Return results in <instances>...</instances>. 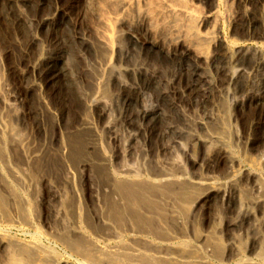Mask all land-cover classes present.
I'll use <instances>...</instances> for the list:
<instances>
[{
	"label": "bare ground",
	"instance_id": "obj_1",
	"mask_svg": "<svg viewBox=\"0 0 264 264\" xmlns=\"http://www.w3.org/2000/svg\"><path fill=\"white\" fill-rule=\"evenodd\" d=\"M29 1L30 0H13L14 3H18V2L27 3ZM99 1L102 2L101 3L102 4V10H103V6H105V8L107 10H109L110 12H112V13L115 12V14H113V15H115V18H116V16H117L116 11L118 10V8L120 6H127L131 3H132V5L137 4V6H138L141 2H144L145 0H81L80 2H82L86 7H88L90 9V11H94V10H92V6L95 7V5L96 6L99 5V4H97ZM154 1H152V2H154ZM180 1L181 0H179V1L178 0H158V1H155V2H160L157 4L161 5L159 7V10L157 8L158 13H156V14L161 13L160 16L162 17L161 22H160V24H161L160 27H162V29L160 27L159 28L161 30H163V32L168 33V34L172 33L174 35L173 32H175L176 37L173 39V36H172V39H173L172 41L175 40L178 42L181 39H183L182 34H184V36L189 34V36H191V38H193L191 40L193 43L188 44V43H184V42L182 43L181 42L178 47L176 46L177 45L176 44L174 47H172L173 50H168V49L162 47L163 45L161 46L158 43H156L157 40L155 42V40H153L154 38L151 39L147 36L146 37L144 36L145 38L142 41L139 40V37L135 34L134 31H131V30L128 31L126 33V36H125L127 38V40L129 41L130 46H132V49L134 51L133 54L136 53L134 55L135 57H133V58L138 57L137 59H139L141 57L140 56L141 54L143 55V57H144V55L145 56L150 55L151 58L156 59V62L159 61V63L161 65H162V63H164V64L166 63V65L163 64V66L165 67L163 69L166 71L169 69L171 71H173L170 74L166 71H163V72L158 71V73L160 72L158 74L155 71V73L152 72L150 74V76H148V78L146 76H143L147 79L146 82L144 81L145 83L144 82L142 83L141 82L142 80L140 81L139 79H137L138 80L137 82L140 81L142 83L141 85H139L136 82V80L134 79L135 81H133V82H135V83H133V85H135V86L133 88L128 87V86H130L129 85L130 83L128 84V86H126V83H125L126 80H124L125 77L126 76L131 77V75L134 74V72H136V73H135V75H133V78H134V76L136 77V74L141 75L142 67L139 66L138 68H136V66H134L136 68V71L131 72L133 70L130 69L129 67H124L121 69L119 67H116L115 64L111 63L107 59L108 55L106 53L107 52L106 48L109 47V43L111 42V44H113L112 40H115V39L121 43V39L123 37L122 38L119 37L118 36L119 33H116L117 37L111 36L110 38H113V39L111 41L108 40V44L106 42L107 41L106 39L104 40L101 38L94 41L95 45L93 44L94 42L92 43V40L90 41L92 43L91 45H90V42L88 43L90 46L94 47V49H95V51H94L95 52V54H94L95 63L93 62V63H90L89 65L87 64L85 66V67H87L86 70H83L84 71V78H86L85 80H87V83L86 84L84 83L85 84L84 86H86L85 88L79 84L77 77H75L74 73H72V70L70 68L71 66L68 67L69 65L68 66L64 65L67 62H65L63 60L64 58L61 56V53H60L61 51L59 52L60 53L59 54L57 49H56L57 54L55 56H53V52H55V51L50 53V56L47 55L46 57H44L41 53L39 55L37 53L38 56L34 59V61L32 59L28 61L27 67H28V69H30L29 71H31L32 73L36 72L38 75H40L41 81L40 80L39 81L42 84H39L38 81H33L32 84H30L28 87L26 86L27 88L23 94L24 100H26L30 94H33L36 96V97L33 96V97H35V99L37 98V104H36L37 108H35V109H38L39 112L42 113L41 115H43V117L46 116L48 118V121L52 124V127L50 125L51 136L48 138V141L52 144H54V143L57 144L58 147L61 145L62 146L60 149L57 148V150H59V151L54 150L53 148H50V147L48 148L47 146H45V147L43 146L44 149L41 147H39L37 149L33 147V150H32L31 149L32 143L30 144L29 139L21 136V135H23V133L20 134V132L15 128L16 126H13V121H12L13 119L12 118L22 117V119H23L24 115L21 114L22 116L19 117V114H20V113H18L19 111L16 112L15 109H13L12 107H10L6 104L3 105V109L5 110L4 118L6 120H5V122L0 120V227L2 225L8 226L10 224H13V223L19 222V221H22L23 224L26 223V225H30V223L28 224V221L30 220L31 215L35 212V211L33 212V210H35V206H36V201H35V199H36L35 194H36V190H37L36 186L38 184V181H40L41 178H44L43 176H41V175H43L42 173L48 172L47 175H44L45 176L44 179H46V180H49L50 178L52 179L53 177H55V174H54L55 169L53 171L50 170L53 168V166L56 165V163H54L52 158H54V160L57 157H62L64 159V157L66 158L67 155H68V157L72 156L75 158H76V156L82 157V156L90 154L91 152L93 153V152H95V151L97 152L99 150V148L96 149L97 147L96 148L94 147L96 144L94 146L92 144L93 141L97 142V140H98L97 135L98 134H95L94 125L92 123V120L89 117L90 108L97 109L99 114L110 117L112 115V112L115 111V110L112 111V109H114V106H115L114 104H118L119 102H122L125 107L129 108L130 111L132 110L134 112V115H133V113L131 111L132 115L136 118L135 122H136V124H138V126L143 124V125H145L146 128L150 129L152 134L153 133L154 134L159 133L162 137L170 138L171 139L170 140L171 145L170 144L169 145L171 148L173 145L181 143L180 140H181V138L183 139L185 137V135L190 136L191 134H194V136L192 137V141H195L197 143L209 142V140L211 138L210 136H208V137L205 136L206 138L209 139V140H207V139L200 138L199 137L200 135L198 133H193V128L194 127L196 128L195 125L198 121L195 122L196 119L192 118L193 116L192 117L189 116L190 118L187 117V114H185L184 110L181 109V108H184V106L183 107L181 106V108L178 107L181 103L179 100H178L179 104L177 106L174 105L177 103V101L174 104H173V100H172V103H170V102H168V103L166 102V103L168 104L169 108L174 107L175 109H177V107H178L179 110L181 111L180 114L176 113V114H178L177 119L178 118H179L178 120L182 119V121L180 120L181 121V123L179 124L180 127L175 125L176 123L178 124V121L176 120L177 121L176 122L175 119H173L175 121V124H174V122L173 123L168 122V124L164 125L163 124L165 122L164 121L165 120L164 113H162L160 108L155 107L153 109V108L145 107L144 105H142V103H141L142 99L140 97L143 94H145V95L148 94L149 92L148 93H146V92L151 91L153 89H155V91L156 90L158 91L162 100H166V98L170 95L174 96L177 93L176 90L183 92L182 89L184 87L182 88L180 85V80H181L183 74H186V76H187V78H185V79H187L188 82H187V85L186 84L185 85L188 87V90L189 91L193 90L190 92L191 94L193 92L196 93V90L198 91L199 89L200 90L202 89L205 94H208L209 92L208 93L205 92V90L208 89L209 91H211V93L213 95L212 91H214V88H217V87H215V85L212 82H210L211 79L210 80L208 79V77H210V75H211L210 74L211 71L209 73L210 75L207 74L208 71L210 70V68L208 69V67H210V66L216 67L218 74L220 73V71H221L222 75L224 74L225 83L228 85V86L224 87L225 89L223 88L224 91H223V93L221 92L222 95L218 94L215 97V100L217 98V101L214 103L212 102V106H214V108L216 110V114H215V116L213 115L214 121L211 118L213 122L211 121V125L209 126V128H208V124H206L207 128H208V132H209V130H210V132H212V134H211L212 138L214 137L213 139L214 140L216 139L215 141H218V143H219V144H217L218 145V151H219L218 153H220V152L221 153H220V155H218L219 157L217 159H222L225 163V170L227 172L226 177H228V178L230 177L228 179V180H230L229 184H231V182L233 183V181L236 182V180L238 179L237 176L240 177L239 178V180H240L241 174H242V175H245L249 181L253 182V185H252L253 187L251 186L252 189L249 190L247 188L248 189L247 190V189H243L242 187H239L240 182L238 180L239 185L235 187L234 186L235 184L234 185L232 184L233 187H235V188L233 189L232 194L231 193L229 194V193L225 192V190H224L225 187H224V189H222L220 186H217L219 184L214 185L212 183L208 184V183L202 182L204 180L201 178L202 179V181H201L200 179H198L199 177L198 178L196 177L195 180L191 179L186 175V173H184L182 171H174L171 168L167 167L165 165L167 163H164V164L161 163L162 165L156 164V165L151 166V165H146V163L144 164L145 161L143 162L144 165L141 167H139L140 164L138 166H137V164H134V166L136 165V167H134L133 165H129V164L125 163L116 171L106 172V174L104 176L105 178L103 177V179H104L103 182L101 184H99V186L96 185L93 188V190L90 189V191L85 190V189L79 190L78 188H76L77 185L76 186L71 185V182H69V180H67V177H66V181H68V183H70L71 188L68 189L69 191H65L64 195L55 196L58 198H57V202L55 201V203L53 205L52 210H54V211H52V213H54V214L52 215V219H50V217H49V220H48V222L51 220V227H50L51 230L49 232L46 231L47 233L46 234L44 233V234L46 235V238H48V240L51 241L52 246H53V244L55 246L60 245L67 252H69L68 255H71L74 257L75 261H65L64 259L59 260L57 258L59 255L57 256L54 248L52 246H49V245H44L39 238L33 237L31 241H28L26 243H24V242L18 243L19 242L18 240H17V242H15L16 239H15V241H13L14 239L11 240L10 237L8 238L7 235L4 234V232L3 233L1 232L2 229H0V249H5V250L8 249L9 250V254L6 255V257L8 256L9 260L11 259V261L14 264H264V232L261 231L259 233H257V232L255 233L258 235L259 238L253 237L255 239L254 242H252V241H251L252 243L249 242L251 244H249V246H248L249 249L247 247L248 252H247V250H245L248 253V256L243 255V252H245V251H243V248H246V246L243 244V241L241 240L242 238H240L234 234L236 230L240 229L242 224H244L245 222L247 223V220H248L249 225H250V221H251L250 217L252 215V209L253 208H254V210H255V208H258L259 211H260L259 208L261 206L263 208V206H264V177H262L260 174V172L262 171V170L260 171V168L262 166L259 168L260 164L256 163L258 160H256V162H252L251 166L247 164V166H250L251 168L248 170H245L246 172H244V173L241 170L239 171V168L238 169L234 168V166L236 164L239 165L242 162V160L240 158L241 154H240V157H238V156H236V154L234 152V150H236V149H234L233 144L231 142L233 140V138H231V141L229 139L228 126L230 127V129L232 128L231 127L232 125L230 124L231 122L230 123L228 122L230 119L229 109L231 107L229 108V104L227 103L226 99L223 97V96H229V95L234 97L235 94L239 90H241L242 87L244 86L243 85L244 83H240L239 77L244 75L246 72L245 71H244L245 73L242 72L243 69L241 66H240L241 67L240 69H236V68H238L237 64L242 65L241 64L242 60L244 63V58L243 59L241 58L242 60L239 59V57H240V55H242V53H244V55H246L248 53V56L253 55V56L258 57V59H259V60L257 59L258 60L257 65L259 64L258 67H261V65L264 67V57L260 54V51H259L260 49H257L256 47H254V49H252V51H251V49H249L248 46L243 47L237 43H235L232 46L228 42L225 41L226 38H221V36L219 35V31H220V25H219L220 23L218 24L219 19H218V21L216 20L217 24L214 23L216 25V27L214 26L215 28H213L214 31L213 30H211L212 32L206 31L205 34L204 33L201 34V32L199 33V31H198L199 34L196 33V31L198 29L195 30V28H197L195 23H197V21H198V23H205L207 20L209 21L210 20L209 18H211V17L209 14L203 15L205 17L201 16L200 18H198V16H194L192 14L193 13L192 8H191V10H192V12H191V10L189 9L190 7L186 6L187 4H185V3L184 4L179 3ZM213 1H216V0H213ZM217 1H219V0H217ZM237 1H240V0H237ZM48 2H49V5H47V7H48L47 12H45V14L40 17L39 21L37 22L38 27L40 29H49L50 30L49 31L50 37H51L50 39L53 40V43L55 45H60V43L62 42L64 44H66L67 46L68 45L71 46L72 44H74L76 42V40L77 41L80 40L82 42L86 35L83 34L84 35V37H83V36L77 34L72 29H68V32L72 31V36L70 37L69 40H67L65 38L66 36L65 37L62 36L63 37L62 38L61 36H59L60 33L58 34L59 29L62 30V33H63V29L66 31L65 26L67 25V20L70 19V15H71V14L69 15L68 9L71 10L74 7H76L77 4L75 5V3H77V0H70V2L66 5V8L64 7L65 4L64 5L62 4L63 7L60 6L59 0H36L35 3H37L36 6H38V7L42 6L43 7ZM150 2H151V0H150ZM150 2L148 0V4ZM241 2H242V0H241ZM30 4L31 3L29 2V5ZM159 5H156V6L158 7ZM262 6H264V4H262ZM151 7L153 8V10L155 9L153 6H151ZM254 7H255V5H254ZM75 9H77V8H75ZM227 9H229V8H227ZM155 10L153 11V13L157 11V10L156 11ZM28 12H29V9H28ZM107 12L108 11H106V13ZM260 12H261V10H260ZM248 13H249V11H248ZM252 13H253V11H252ZM102 14H104L103 11H102ZM239 14H241V13L239 12ZM106 15H104V16H106ZM109 15H110V13H109ZM242 15H241V17H242ZM246 15L247 14H245V17H246ZM84 16H85V14H84ZM261 16H260V18H261ZM156 17H158V16L155 15V19H156ZM212 17H214V15ZM232 17H234V16L232 15ZM238 17L240 18L239 15H238ZM115 18H111V19L119 21V20H117V18L116 19ZM140 18H142V17H140ZM215 18L216 17H214V19ZM243 18H242V20H240V19H238V21L236 20V22H235V20L234 21L232 20V22H234V24L238 25V26L241 24L240 27L242 28V30H245V29L249 30L250 29V31H252L251 30V28H252L251 22L248 21V20L251 21V19L245 20L243 22V20L246 19L247 17L244 19ZM223 19H221V21H223ZM105 20H107V19H105ZM106 23H110V22H108V20H107ZM156 23H159V22H156ZM258 23H259V20H258ZM254 24H256V23H254ZM157 25L159 26V24H157ZM259 25L261 26V30L258 28L259 30H257V31H259L260 33L259 34L257 33V34L262 36V35H264V20H262V21L260 20ZM256 26H258V25H256ZM198 27H199V25H198ZM161 30H159L160 36L162 33ZM257 31H255V32H257ZM241 32H243V31H241ZM253 32H254V30H253ZM111 33H113V32H111ZM238 33H236V34H238ZM69 34H67V35H69ZM242 34H244V32L241 33V35ZM147 35H149V34H147ZM164 36H165V34H164ZM241 37H243V36H241ZM124 38H123V40H124ZM165 38H166V36H165ZM168 38H169V36H168ZM185 38H186V36H185ZM85 40L87 41L86 38H85ZM188 40H186V41H188ZM58 41H61V42H58ZM69 41H71V43H68ZM80 41H79V45H80ZM161 41H163V40H161ZM32 42L34 44L37 43L35 37H33ZM200 42H202V44H203V42L205 44L207 42V43L211 44V45L208 44L209 46H213V48L211 47V49H213L214 52L212 53L211 56L205 58V57H202L198 52H196L194 45H196V43H200ZM62 43H61V45H62ZM83 43H85V42H83ZM231 43H232V41H231ZM127 44H128V42H127ZM163 44H164V42H163ZM208 45H207V47H208ZM70 46H68V47H70ZM118 46H120V45H118ZM92 47H91V49H92ZM202 47H205V46H200V49L203 51ZM59 48H61V47L59 46ZM111 48L113 50L112 45H111ZM111 48H108V50ZM125 49H126V47H125ZM127 49H128V46H127ZM169 49H170V47H169ZM82 50H83V48H82ZM122 50H123V48L122 49L119 48V53L121 52L120 53L121 55L123 53ZM248 50L252 54L249 55V52H247ZM62 51L64 53L66 50L64 49ZM79 52L80 51H78V53ZM124 52L125 53H123V55L127 57L129 52L127 50H124ZM108 53L110 54V52H108ZM80 54H81V52H80ZM91 55H93V54L91 53ZM100 56H103V58H104L103 68L101 66V62H100L101 57ZM150 56H148V57H150ZM143 57H141V58H143ZM246 57H247V55H246ZM71 58H72V56L70 57V60H71ZM94 58H93V60H94ZM98 59H99V62H97ZM221 61H223L222 62L223 65L220 64ZM83 62H84V60H83ZM86 62H87V60H86ZM96 62H97V64H96ZM148 62H149V60H148ZM150 62H151V60H150ZM152 62L154 64V60ZM248 62H251V60L249 59ZM202 63H204V65H203L204 68L201 66ZM133 64H134V62H133ZM133 64H132V66H133ZM145 64L148 65L147 62ZM249 64L250 63H248V65ZM251 64L254 65L255 63L251 62ZM246 65H247V63H246ZM149 66H151V65L149 64ZM205 66H206V69H205ZM254 66H256V65H254ZM151 68H152V66L150 67V70H151ZM155 68H157V67L155 66ZM159 68L160 67H158V69ZM39 69H41V70H39ZM250 69H251V67H250ZM259 69H261V68H259ZM254 70H253V72L258 71V70L257 71H254ZM242 73H244V74H242ZM218 74L216 73V75H218ZM147 75H148V73H147ZM112 76H115L117 78V83L119 84V88L125 89V91H126L125 93L122 94V92H120V93L112 94L109 91L110 89L108 86H110L111 84L108 85L109 84L108 80L110 81ZM245 76H246V74H245ZM261 76L264 77V75H261ZM184 77H185V75H184ZM256 77H257V75H256ZM258 77H259V75H258ZM246 78H247V76H246ZM78 79L80 80V78H78ZM185 79H183V80H185ZM217 79L218 78H216V80ZM241 79H242V77H241ZM250 79L251 78H249V80ZM253 79L256 80L254 78V76L252 75V80ZM245 80H248V78ZM62 82H64V84L66 83L67 85H69V88L70 87L73 88L76 97L82 102V108H83L82 109L83 113H82L81 117L79 118L80 121L77 122V124L74 126V129L72 128L75 131L72 133L67 132L64 135H62L63 133L61 134L62 130L60 129L61 125L58 122L59 119L56 116L57 114L55 115V113L50 111V109L48 108L47 101L45 99L46 97H44V89L45 88H43V87H47L48 85L49 86L50 85L51 86H57V88H58L57 90L59 92H61L60 89H62V88L59 89V84H61ZM113 82H115V80ZM176 82H177V84L179 83L178 84L179 86L176 84V87H175ZM219 82H221V80ZM163 83H164V87L161 86V87H163V88H161L160 85H163ZM131 84H132V82H131ZM136 84L138 86H136ZM221 85H223V83ZM231 85L233 86V88ZM249 85H251V84H249ZM202 86H204V88H202ZM205 86L207 88H205ZM230 86L232 89L230 88ZM218 87H220V86H218ZM180 88H181V90H180ZM250 88H251V86H250ZM253 88L254 87L252 86V89ZM52 89H53V87H52ZM185 89H187V88H185ZM188 90H186V92ZM37 91H38V93H37ZM65 92H66V90H65ZM248 92H250V90ZM61 93H60V95H62ZM187 94H188V92H187ZM254 94H255V92H254ZM254 94L249 95L250 97H248L245 100L241 99V101H240L238 99H235L234 102H232V103H234L233 104L234 109H233V107L231 109H233V110H237L235 108H238V109L241 108L242 109V107L244 108L245 104H248V105L251 104V106H254V107L258 106V108L260 107L264 111V97L261 95H256V94L254 95ZM247 95H248V93H247ZM56 96H57V94H56ZM156 96H154V97H156ZM173 96H171V97H173ZM175 96L177 97V95H175ZM209 97H211V95ZM229 99L231 100L230 97H229ZM206 101H207V99H206ZM208 101H210V100H208ZM197 103L200 104V102H197ZM181 105H182V103H181ZM202 106H204V104H202L201 107ZM206 106L209 107L208 105H206ZM191 107H192V105H191ZM214 108L212 107V109H214ZM115 109L117 110L118 108H115ZM171 109H173V108H171ZM52 110H54V109H52ZM166 110L168 111V109H166ZM173 110H171V111L173 112ZM215 110H214V112H215ZM130 111L128 112L129 114H130ZM163 111H164V109H163ZM171 111L169 110L170 113L167 112L168 114H170V116L172 115ZM250 111H252V110H250ZM263 111H262V113H263ZM39 112H38V114H39ZM174 113H175V111H174ZM174 113H173V115H174ZM206 113H208V112L206 111ZM232 113L233 112H231V115H233ZM36 114H37V112H36ZM209 114L210 113H208V115ZM211 115H212V113H211ZM262 115H264V114H262ZM37 116H39V115H37ZM118 116H120V115L118 114ZM170 116H168V117H170ZM172 117L175 118L176 116H172ZM25 118H26V115L24 116V119ZM166 118H167V116H166ZM110 119L107 122L108 124L106 125L107 129H109L110 125H112V123H110L111 121H113V122L118 121V120H114V119H111V121H110ZM193 119H194V121H193ZM211 119H209V120H211ZM17 121L18 120H16L15 124H18ZM42 121H44V120H42ZM42 121H41V123H42ZM125 121H131L130 117L127 116ZM252 121H253V119H252ZM123 122L124 121H122V123ZM41 123L40 122H38V124L36 123V126L38 128H40L39 124H40V126H42V124H44V123H42V124ZM158 123L161 126L164 125L163 127H161L159 129V130H161V132L156 130V125L158 126ZM254 123H255V121H254ZM45 124H47V123H45ZM126 124H127V122H126ZM136 124L134 123V125H136ZM228 124H230V125H228ZM131 125H132V123H131ZM134 125H133V127H134ZM202 125L200 124L198 126L202 127ZM254 125H258V124H256V123L253 124V127H254ZM253 127L251 125V129ZM55 128L60 133L58 136L55 134V132L53 130ZM204 128H206V126ZM68 129H69V127H68ZM46 132H47V129H46V125H45L44 133H46ZM233 132H234V130H233ZM44 133H43V135H44ZM231 133H230V135H231ZM195 134H198V137H197V135L195 136ZM151 136H153V135H151ZM232 137H233V135H232ZM158 138H159V136H158ZM188 139L186 138V140H188ZM214 140H211V141H214ZM189 142H190V140H189ZM235 142H237V141H235ZM191 143H193V142H191ZM194 143H193V145H195ZM233 143H234V141H233ZM190 144H188V145H190ZM30 145H31V147H30ZM184 145H185V143H184ZM176 146H178V145H176ZM192 146H191V148H192ZM205 146H206V144H205ZM208 146H210L211 149H213L210 144H208ZM208 146H206V147H208ZM170 147L168 146L167 148H165V150L170 149ZM175 147L173 146V148H175ZM184 147H186V145ZM210 147H208V148H210ZM205 149H207V148H205ZM214 150H216V149L214 148ZM182 151H184V150H182ZM205 151H207V150H205ZM143 152H145V151H143ZM164 152H166V151H164ZM185 152L187 153L186 149H185ZM207 152H210V150H208ZM213 152L214 151L212 150L208 155H210ZM262 152H264V151L262 150ZM146 153H148V152H146ZM208 155H207V157H208ZM213 156H215V154ZM213 156L211 154V157H213ZM209 157H208V159H209ZM97 158L100 159L98 156H97ZM213 159H215V157ZM50 161H52V162H50ZM71 161H72V159H71ZM73 161H76V160H73ZM91 161H92V158H91ZM107 161H108V159H107ZM131 161H133V160H131ZM89 162L90 161H88V163ZM92 162H94V161H92ZM96 163L97 162H94V164H96ZM260 163H262V162H260ZM141 164H142V162H141ZM39 171H40V173L42 171L43 172L41 173V175L39 174L40 176L38 177L37 174ZM51 171L54 172L53 177H51V175H52V173L50 174ZM35 172H36V174H35ZM38 178H39V180H38ZM72 178H74V177H72ZM243 178L244 177L242 176V179ZM51 179H50V181H51ZM233 179H236V180H233ZM72 180H74V179H72ZM50 181H49V183H50ZM47 182H46V184H47ZM227 182L228 181H226V183ZM236 185H237V183H236ZM86 194H87V197L89 198L88 201L86 198ZM76 196L81 197V198H76ZM217 200H219L222 205L225 204L227 211H229L231 214H235L234 216L236 218H233V216H232V218H230V221L227 220V223L223 226V228L220 227L221 216H220V218L216 217V218L210 219L211 222L205 221V220H202V222L197 221L196 216L199 214L198 213L200 211L199 207L203 204L206 205L208 203V205H209L211 202L215 203ZM215 210H214V213L216 212ZM217 210H218V208H217ZM215 214H217V213H215ZM32 219L33 218H31L30 221H32ZM222 220H223V218H222ZM245 225H247V224H245ZM202 226H204V227L206 226L205 229H203ZM222 229H224V231L228 235L227 239L229 241L226 240L225 242H223L221 240L222 238H220V236L218 235L219 231L221 232ZM40 231H42V230H40ZM258 231H260V230H258ZM255 234H251V235L254 236ZM39 235H41V234L39 233ZM257 235H255V236H257ZM38 237H41V236H38ZM251 239H252V237H251ZM43 240H44V238H43ZM243 246H245V247H243ZM11 261H10V263L13 264Z\"/></svg>",
	"mask_w": 264,
	"mask_h": 264
},
{
	"label": "rangeland",
	"instance_id": "obj_2",
	"mask_svg": "<svg viewBox=\"0 0 264 264\" xmlns=\"http://www.w3.org/2000/svg\"><path fill=\"white\" fill-rule=\"evenodd\" d=\"M80 1L81 0H77V3H75V5L77 4L76 7H74L71 10L68 9L69 11L67 10L69 12V15L70 14L71 15H70V19L67 20V25H66L67 27L65 26L66 31L63 29V33H62V30L59 29L58 34L60 33L59 36H61V37L66 36L65 38L67 40H69L70 37L72 36V31L68 32V29H72L77 34H79L83 37H84V35H86L84 37V40L86 38L88 42L86 40L85 41L83 40L82 42L80 40H78V41L76 40V42L74 44H72L71 46L68 45V46H70V47H68L66 44L62 43L61 41H58V42H61L62 45H61V43H60V45H55L53 43V40L50 39L51 38L50 33H49L50 30L49 29H40L37 25V22L39 21L40 17L43 16L45 14V12H47V8H48L47 5H49V2L46 3L45 6H43V7L42 6L38 7V6H36L37 3H35L36 0H30L29 1L31 3L30 5H29V2H27V3H24V2L14 3L13 0H0V113H1L0 114V120L4 121V122L6 120L4 118V113H5V110L3 109L4 104L12 107L13 109H15L16 112L19 111L18 112V113H20L19 117L22 116L21 114H23L24 116L26 115V118H25L26 120L24 119V116H23V119H22V117L12 118L13 119L12 121H13V126H16L15 128L20 132V134L23 133V135H21V136L29 139L30 144L32 143L31 144L32 150H33V147L36 149L39 147L44 149L45 146H47L48 148L50 147V148H53L54 150H57V148L60 149L62 145L58 147L57 144H55V143L52 144L48 141V138L51 136V131H50L51 129L50 128L52 127V124L48 121V118L46 116L43 117V115H41L42 113H40L38 109H35V108H37V106H36L37 98L35 99L36 96L33 94H30L27 97V99L24 100V95H23L24 91L26 90V88L30 84H32L33 81H38L39 84H42L40 82L41 76L38 75L36 72L32 73L31 71H29L30 69H28V67H27L29 60L32 59L34 61V59L40 53L44 57H46L47 55L50 56V53L55 51V52H53V56H55L57 54V51H56V49H57L58 53L61 51L60 53H61V56L64 58L63 60L68 63V64L65 63L64 65H66V66L69 65L68 67L71 66L70 68L72 70V73H74V76L77 77L79 84L85 88L86 86H84V85L87 83V80H85L86 78H84V71L83 70H86L87 67H85V66L87 64L89 65L90 63H93V62L95 63V58H94L95 49H94V47H92L90 45L95 40H97L99 38L104 39V40L106 39L107 40L106 42L108 44V40L111 41L113 39V38H110L111 36L117 37L116 33H119L118 36L121 38L122 37L124 38L126 36V33L131 30V31L135 32V34L139 37V40L142 41L146 36L151 38V39L154 38L153 40H155V42L157 40L156 43H158L161 46L163 45L162 47H164L168 50H173L172 47H174L176 44H177L176 46L178 47L181 42L182 43L183 42L188 43V44L193 43L191 41L193 38H191V36H189V34L185 35L186 38H185L184 34H182L183 39H181L180 41L177 42L175 40L172 41L176 37L175 32H173L174 33V35H173L172 33L168 34V33L163 32V30H161L162 29V27H160V25H161L160 22H161V18H162L160 16L161 13L156 14V13H158L159 7L161 6V5L157 4L160 2H155L158 0H155V1L151 0V2L149 0V2H150L149 4H148V0H145L144 2H141L138 6H137V4L132 5V3L127 5V6H120L118 8V10L116 11V13H117L116 18L119 21L111 19V18H115V15H113V14H115V12H113V13L110 12L109 10H107L105 8V6H103V10H102V4H101L102 2L99 1L97 3L99 5H97V6L95 5V7L92 6V10H94V11H90V9L88 7H86ZM152 1H154L155 3ZM181 1L179 3L187 4L186 6L190 7L189 8L190 10L192 8V10H193L192 14L194 16H198V18H200L203 15L209 14L211 17V18H209L210 20L209 21L207 20L205 23H198V21H197L198 24L195 23L196 27H197V28H195V30L198 29L196 31V33H198V31H199V33L201 32V34H203V33L205 34L206 31L207 32L211 31V30L214 31L213 28H215L216 27L215 24H217L216 20L218 21V19H219V21H218V24L220 23L219 24L220 25L219 35L221 36V38H226L225 41L228 42L232 46L235 43H237L243 47L248 46L249 49H251V51H252V49H254V47H256L257 49H260L259 50L260 54L264 57V35H262V36L258 35L260 32L257 31L259 29L261 30V26L259 25L260 20L261 21L264 20V12H263L264 6H262V4H264V2H263L264 0H242V2H241V0L240 1H237V0H219V1H217V0L216 1H213V0H183L182 2ZM69 2H70V0H59L60 6L63 7V5L65 4L64 5L65 8ZM156 5H159V6L157 7ZM254 5H255V7H254ZM151 6H153L156 10L158 8V10L156 11L154 9L156 12L153 13L154 10ZM226 7L229 9H227ZM75 8H77V9H75ZM28 9H29V12H28ZM192 10H191V12H192ZM260 10H261V12H260ZM102 11L104 14H102ZM106 11H108V12L106 13ZM248 11H249V13H248ZM252 11H253V13H252ZM239 12L241 14H239ZM109 13H110V15H109ZM84 14H85V16H84ZM245 14H247L246 15L247 18L245 17ZM104 15H106V16H104ZM155 15L158 16V17H156V19H155ZM213 15H214V17H216L215 19H214V17H212ZM232 15L234 17H232ZM238 15L240 16V18L238 17ZM241 15H242V17H241ZM260 16H261V18H260ZM140 17H142V18H140ZM203 17H205V16H203ZM243 17L246 19H244ZM104 18L107 19L108 22H110V23H106L107 20H105ZM220 18L221 19L224 18L223 21H221ZM242 18L244 19L243 22L245 20L251 19V21L250 20H248V21L251 22L252 28L251 27L250 28L252 31H250V29L249 30L245 29L247 31L246 32L245 30H242V28L240 27L241 24L238 26V25H235L234 22H232V20L233 21L235 20V22H236V20L237 21H238V19L242 20ZM258 20H259V23H258ZM155 21L159 22V23H156ZM254 23H256V24H254ZM157 24H159V26ZM198 25H199V27H198ZM256 25H258V26H256ZM159 30H161V32L163 33V34L161 33V36H160ZM253 30H254V32H253ZM241 31H243L245 35L244 34L241 35V33H243ZM255 31H257V32H255ZM111 32H113V33H111ZM236 33H238V34H236ZM67 34H69V35H67ZM147 34H149L150 36ZM164 34H165L166 38H165ZM168 36H169V38H168ZM172 36H173V39H172ZM241 36H243V37H241ZM33 37H35L36 42H37L35 44L32 42ZM123 38L121 39V43L123 42L122 44L120 42H118L116 39H115L116 41L112 40L113 44H111V42H110L109 47L108 46L107 47L111 48V45H112L113 50H112V48L109 50H108V48H106V51H107L106 53L108 55L107 59L111 63L115 64L116 67H119L121 69L124 67H129L130 69L133 70L131 72H134V71H136V68H138L139 66L142 67L141 75L136 74V77L134 76V78H133V75H135V73H136V72H134V74L131 75L132 78L130 76L125 77L124 80H126L125 81L126 86H128V84L130 83L129 84L130 86H128V87L133 88L135 86V85H133V83H135L133 81L136 80V82H137L138 81L137 79H139L140 81L142 80L141 82L143 83L144 81L145 82L147 81V79L143 76H146L148 78V76H150V74L152 72L155 73V71H156V73H158V71H160V72L166 71L163 69V68H165L163 66L164 63H162V65H161L159 63V61L156 62V59L151 58L150 55H147V56L144 55V57H145L144 58L143 55L141 54L140 56L143 58H141L140 56H139L140 57L139 59H137L138 57L133 58V57H135L134 55L136 53L133 54L134 51L132 49V46H130V43L127 40V38L125 37L126 39L124 38V40H123ZM91 40H92V43L90 42ZM161 40H163V41H161ZM186 40H188V41H186ZM79 41H80V45H79ZM231 41H232V43H231ZM83 42H85V43H83ZM89 42H90V45L88 44ZM127 42H128V44H127ZM163 42H164V44H163ZM68 43H71V41H69ZM93 44L95 45V42ZM117 44L120 46H118ZM204 44H205L204 42H203V44H202V42L196 43L197 46L194 45V47H195L196 52H198L202 57L206 58V57L211 56L214 51H213V49H211V47L213 48V46H209V45H211L210 43L206 42V44L205 45ZM207 45H208V47H207ZM59 46L62 49L59 48ZM127 46H128V49H127ZM200 46H205V47H202L203 51L200 49ZM91 47H92V49H91ZM125 47H126V49H125ZM169 47H170V49H169ZM82 48H83V50H82ZM119 48L120 49L123 48V50H122L123 53H125L124 50H127L130 55L128 54V56L126 57L122 53V55L125 57L124 58L120 54L121 52L119 53ZM64 49L66 51L63 53L62 50H64ZM78 51H80L81 54H80V52L78 53ZM108 52H110V54ZM247 52H249V55L252 54V53H250L249 50ZM37 53H38V55H37ZM91 53L93 55H91ZM242 55H240L239 59L244 58V63H243L242 59H241L242 61L240 60L241 64L243 66L237 64L238 68H236V69H240L242 67V69H243L242 72H244V71L246 72V73L245 72L244 73L246 74L248 80H245L247 78H246L245 74L242 73L244 75L239 77L240 83H244L243 84L244 86L242 87V89L239 90L235 94L234 97L231 95L223 96L226 99L227 103L229 104V108L230 107L232 108L234 106L233 105L234 103H232V102H234L235 99H238L240 101H241V99L245 100L248 97H250L249 95L254 94V92L256 95H261L264 97V80H263L264 77L261 76V75H264V67L262 65H261V67H258V65H259V64L257 65V61L259 60L258 57L253 56V55L248 56V53L246 54L247 57H246V55H244V53H242ZM71 56H72V58L70 60ZM148 56H150V57H148ZM100 57H101V59H100L101 66L103 68L104 58H103V56H100ZM93 58H94V60H93ZM247 59L248 60L250 59L251 62L255 63L254 65H256V66L251 64V62H248ZM83 60H84V62H83ZM86 60H87V62H86ZM148 60H149V62H148ZM150 60H151V62H150ZM153 60H154V64L152 62ZM97 62H99V59ZM97 62H96V64H97ZM133 62H134V64H133ZM146 62L148 63V65L145 64ZM222 62L223 61H221L220 64H222ZM245 62L247 63V65ZM248 63H250V64L248 65ZM132 64H133V66H132ZM149 64L152 66V68H151L152 71L150 70L151 66H149ZM164 65H166V63ZM203 65H204V63L201 64V66L204 68ZM134 66H136V68ZM155 66L157 68H155ZM158 67H160V68L158 69ZM250 67H251V69H250ZM209 68H210V70L209 71L207 70L208 71L207 74L208 75L211 74V75H210V77H208V79L209 80L211 79L210 82H212L215 85V87L218 88V89L214 88V91H212L213 95H212L211 91H209L208 89L207 90L204 89L205 92H207V93L209 92L208 94H205L202 89L201 90L199 89L198 91L196 90V93L193 92L191 94L190 92L193 90H190V91L188 90V87L186 86L188 80L185 79V78H187V76H186V74H183L182 78H181L182 81L180 80L181 87L182 88L184 87L182 89L183 92L176 90L177 93L175 95H177V97L175 95L174 96L170 95L166 98V100H162L158 91L157 90L155 91V89H153L151 91H147L146 93L149 92L148 94H146V95L143 94L140 97L142 99L141 100L142 105H144L147 108H153V109L155 107L160 108L162 113H164V118H165V120H164L165 122L163 124L164 125L168 124V122H172V123L174 122V124H175V121L177 120L178 124L176 123L175 125L178 127H180L179 124L181 123L182 119H180L181 121L178 120L179 119V118L177 119L178 114H176V113L180 114L181 111L179 110V108H181V106L182 107L184 106V108H181V109L184 110L185 114H187V117L193 116L192 118L196 119L195 122L198 121L195 125L196 128L195 127L193 128V133H198L200 135L199 136L200 138L209 140L205 136H207V137L210 136L212 138V136H211L212 132H210V130L208 132V128L211 125L212 119L214 121V116L216 114V110H215L214 106H212V102L213 103L216 102L217 98L215 100V97L218 94H221V92L223 93V91L225 89L224 87L228 86L225 83L224 74L222 75L221 71L218 74L216 67L210 66V67H208V69ZM259 68H261V69H259ZM205 69H206V66H205ZM39 70H41V69H39ZM253 70L254 71L258 70V71L253 72ZM210 71H211V73H210ZM166 72H168L170 74L173 71H171L169 69ZM147 73H148V75H147ZM216 73L220 77L218 75H216ZM184 75H185V77H184ZM252 75L256 79V80L253 79L255 82L252 80ZM256 75H257V77H256ZM258 75H259V77H258ZM241 77H242V79H241ZM78 78H80V80ZM216 78H218L219 80L218 79L216 80ZM249 78H251V79L249 80ZM111 79H110V81L108 80V83H109L108 85L111 84L108 87L110 89L109 91L112 94L120 93V92H122V94H123L126 92L125 89L119 88V84L117 83V78L115 76H112ZM183 79H185V80H183ZM114 80H115V82H113ZM220 80L223 83V85H221L222 83L219 82ZM131 82H132V84H131ZM139 82H137V83L139 85H141L142 83L141 82L139 83ZM247 82L251 85H249ZM65 84H64V82L59 84V89L62 88V89H60V91L62 93L57 90L58 89L57 86H51V85L49 86L48 85L47 87H43V88H45L44 89V97H46L45 99L47 101L48 108L50 109V111L55 113V115L57 114L56 116L59 119L58 122L61 125L60 129L62 130V132H61V134L63 133L62 135H64L67 132L72 133L75 131V130H73L74 126L77 124L78 121H80L79 118L81 117V115L83 113L82 102L76 97L73 88L72 87L69 88V85H67V84L65 85ZM176 84H177V82L175 83V87H176ZM136 86H138V85L136 84ZM161 86L164 87V83H163V85H160V87ZM218 86H220V87L222 86V87L220 88ZM231 86H230V88H231ZM250 86H251V88H250ZM252 86L254 87L253 89H252ZM52 87H53V89H52ZM163 87H161V88H163ZM185 88H187V89H185ZM202 88H204V86H202ZM205 88H207V87L205 86ZM232 88H233V86H232ZM65 90H66V92H65ZM180 90H181V88H180ZM186 90H188L187 91L188 94H187ZM249 90H250V92H248ZM37 93H38V91H37ZM60 93L63 96L60 95ZM247 93H248V95H247ZM56 94H57V96H56ZM210 95H211V97H209ZM33 96H35V97H33ZM154 96H156V97H154ZM171 96H173V97H171ZM229 97L231 98V100L229 99ZM206 99H207V101H206ZM172 100H173V104L176 103V101H177V103L174 104L175 106H177L179 104V101L182 103V105L180 103V105L178 106L179 108L177 107V109H175L174 107L169 108L167 103L168 102L172 103ZM208 100H210V101H208ZM197 102H200L201 105L204 104L205 107L204 106L201 107V105ZM190 104L192 105V107ZM114 105L115 106H114V109H112V111L115 110L116 112L113 111L112 115L110 117L99 114L97 109L90 108V110H89V117L92 120V123L94 125L95 134H98L97 135L98 136V140H97L98 143L96 141L95 142L93 141L94 143L92 142V144H93V146L96 144L94 147L95 148L97 147L96 149L99 148V150H98L99 152L98 151L97 152L95 151L93 153L91 152L90 154L82 156V157L76 156V158L72 157V156L68 157V155L66 157L67 159L65 157H64V159L62 157H57V158H55V160H54V158H52L54 163H56V165L53 166V168L50 170L53 171L55 169L56 171L54 170L55 173L51 171L50 174L52 173L51 177H53L55 174V177H53L52 179L50 178L51 179V181H50V179L49 180L44 179L45 178L44 175H47L48 172H45L46 173L45 174V173H42L43 172L42 171L41 173L43 175H41V173L39 171L37 174L38 177L41 175L44 178L40 177L41 179H40V181H38V184L36 186L37 187V190H36L37 195L35 194L36 206H35V210H33V212L34 211L35 212L30 217V220H31V218H33L32 221H30V220L28 221V224L30 223V225H26L25 222H24L25 224H23L22 221L15 222V223L10 224L8 226L2 225L0 227V229H2L1 230L2 233L4 232V234L7 235L8 238L10 237L11 240L14 239L13 241H15V239H16L15 242H17V240H18L19 241L18 243H23V242L26 243L28 241H31L33 237H36V238H39L44 245L52 246L51 241H49L48 238H46L45 234L51 230L50 229L51 220L49 222H48V220H49V217H50V219H52V215L54 214V213H52V211H54L52 209H53V205H54L55 201L57 202V198H58L55 196L64 195L65 191H69L68 189L71 188L70 183H68V181H66V177H67V180H69V182H71V185H73V186L77 185L76 188H78L79 190L85 189V190L90 191V189L93 190V188L96 185L99 186V184H101L103 182V180H104L103 177L105 176L106 172L116 171L125 163H127L129 165H133V166H134V164H137V166L140 164L139 167L143 166L145 163H146V165H151V166L156 165V164L162 165L164 163H167V164H165L167 167L171 168L174 171H182V172L186 173V175L191 179L195 180L196 177L197 178L199 177L198 179H200L201 181H202V179L204 180L202 182H205L208 184L212 183L214 185L219 184L217 186H220L222 189H224V187H225V189H224L225 192H227L229 194L230 193L232 194L233 189L236 186H238L239 184H240L239 187H242L243 189H247V188L249 190L252 189L253 182L249 181L246 178V176L242 175V174H241V179H242V176L245 179L243 178L242 180L241 179L239 180L240 177L236 175L238 177V179L237 180L233 179V180H236V182L233 181V183L231 182V184H229L230 180H228V179L230 177L229 178L226 177L227 172L225 170V163L222 159H217L219 157L218 155H220L221 152L218 153L219 151H218V145L217 144H219V143H218V141H215L216 139L215 140L213 139L214 137L212 139L209 137L210 138L209 142H207V143L204 142L206 144V146H208V144H210L213 149H211L210 146H208L210 148L206 147L204 143H197L195 141H192V137L194 136V134H191L190 136L187 135L188 137L185 135V137L187 139L189 138L188 140H186L185 137L183 139L181 138V140H180L181 143L175 144V145H173L174 147L176 145H178V146H176L175 148H173V146H172V148H171L170 147V145H171V141H170L171 139L170 138L162 137L159 133H156V134L153 133L152 134L150 129L146 128L145 125H143V124L138 126V124H136V122H135L136 118L133 116L134 112L131 110L133 113V115H132L129 108L125 107L122 102H119L118 104H114ZM206 105H208L209 107H207ZM212 107L214 109H212ZM115 108H118V109L116 110ZM165 108L168 109V111ZM171 108H173L174 110ZM231 108L229 109L230 119L228 122L229 123L231 122L230 124L232 125L231 126L232 128L230 129V127L228 126L229 139L231 141V138H233V140L231 142L233 144L234 149H236V150H234V152H235L236 156H238V157H240V154H241L240 158L242 160V162L239 165L236 164L234 166V168L235 169L239 168V171L241 170L244 173V172H246L245 170H248L251 168L250 166H251L252 162H256V160H258L256 163L260 164L259 168L262 166L260 168V171L262 170L260 172V174L262 177H264V152H262V150L264 151V133H263L264 132V124H263L264 123V115H262V114H264V111L260 107L258 108V106L257 107L251 106V104L250 105L245 104L244 108L242 107V109L241 108H239V109L235 108L237 110H233L234 107H233V109H231ZM52 109H54V110H52ZM163 109H164V111H163ZM169 110L170 111L173 110V112L171 111V114H172L171 116H170V114H168V113H170ZM214 110H215V112H214ZM250 110H252V111H250ZM129 111H130V114L128 113ZM174 111H175V113H174ZM206 111L210 114L208 115V113H206ZM262 111H263V113H262ZM36 112H37V114H36ZM38 112H39V114H38ZM231 112H233L232 113L233 115H231ZM117 113L120 116H118ZM173 113H174V115H173ZM211 113H212V115H211ZM37 115H39L40 117ZM125 116L130 117L131 121H125V119H126ZM166 116H167V118H166ZM168 116H170V117H168ZM172 116H176V117L174 118ZM108 118L118 120V121L113 122L110 119V121H111L110 123H112V125H110L109 129L106 128V125L108 124L107 122L109 121ZM173 119H175V121ZM194 119H193V121H194ZM209 119H211V120H209ZM252 119H253V121H252ZM16 120H18L17 121L18 124H15ZM42 120H44V121H42ZM41 121L44 124H42ZM122 121H124L125 123L124 122L122 123ZM254 121L258 125H254V127H253V124H255ZM38 122H40L42 124V126H40V124H39L40 128H38L36 126V123L38 124ZM126 122H127V124H126ZM45 123H47V124H45ZM131 123H132V125H131ZM134 123L136 125H134ZM249 123L252 125V127H253L252 129H251V125ZM200 124L201 125L203 124L202 127L198 126ZM206 124H208V128H207ZM230 124H228V125H230ZM45 125H46V129H47L46 133H44ZM50 125H51V127H50ZM133 125H134V127H133ZM164 125L161 126L158 123V126L156 125V130L161 132V130H159V129L161 127H163ZM203 126L204 127L206 126V128H204ZM68 127H69V129H68ZM53 130L57 136L60 134L56 128ZM233 130H234V132H233ZM43 133H44V135H43ZM230 133H231V135H230ZM150 134L153 136H151ZM198 134H195V136L197 135V137H198ZM232 135H233V137H232ZM158 136H159V138H158ZM189 140H190V142H189ZM211 140H214V141H211ZM233 141H234V143H233ZM235 141H237V142H235ZM191 142H193V143L195 142L194 143L195 145H193V143H191ZM184 143H185L186 147H184L185 146ZM188 144H190V145H188ZM31 145H30V147H31ZM166 146L167 147L169 146L170 149L165 150V148H167ZM191 146H192V148H191ZM184 148L187 150V153L185 152ZM205 148H207V149H205ZM214 148L216 150H214ZM182 150H184V151H182ZM205 150H207V151L210 150V152L213 150L214 152L211 154H212V156L215 154V156L211 157V154L208 155L210 152H207ZM57 151H59V150H57ZM143 151H145V152H143ZM164 151H166V152H164ZM146 152H148V153H146ZM207 155H208V157L209 156L211 157V158L209 157L210 160L208 159ZM97 156L100 159H98ZM214 157H215V159H213ZM70 158L72 159V161ZM91 158H92V161L97 162L96 163L97 165L91 161ZM107 159H108V161H107ZM73 160H76V161H73ZM131 160H133L134 162ZM88 161H90V162L88 163ZM50 162H52V161H50ZM141 162H142V164H141ZM143 162H144V164H143ZM260 162H262V163H260ZM247 164L250 166H247ZM134 167H136V165ZM35 174H36V172H35ZM72 177H74V178H72ZM72 179H74V180H72ZM38 180H39V178H38ZM238 180L240 182L239 184H238ZM49 181H50V183H49ZM226 181H228L227 182L228 184L226 183ZM46 182L48 185L46 184ZM236 183H237V185H236ZM232 184L233 185L235 184L234 185L235 187H233ZM76 198H81V197L76 196ZM86 198L88 201L89 198L87 197V194H86ZM217 208H218V210H217ZM263 208H264V206H263ZM263 208L261 206L259 208L260 211L258 210V208H255V210L253 208L252 209V215L253 216L251 215V217H250V219H251L250 225H249V222L247 220V223L245 222L244 224H242L243 227L241 226L240 229L236 230L234 233L238 237L242 238L241 240L243 241V244L246 246V248H243V251L247 250V247L249 246V244L254 242V240H255L254 238L258 237V235L255 234L256 232L257 233H259L261 231L264 232V209ZM199 210H200L198 212L199 214L196 216L197 221H199V222H202V220L210 221V219H213L216 217L220 218V216H221L220 227H222V228L227 223V220L230 221V218H232V216H233V218H236L234 216L235 214H231L229 211H227L225 204L222 205L219 200H217L215 203L211 202L209 205H208V203L206 205L203 204L199 207ZM214 210L216 211L215 213H217L218 215L214 213ZM222 218H223V220H222ZM245 224H247V225H245ZM205 227L202 226L203 229H205ZM40 230H42V231H40ZM258 230H260V231H258ZM39 233L41 235H39ZM251 234H255L257 236H255V235L253 236ZM218 235L220 236V238H222L221 240L223 242L228 240L227 239L228 235L226 234L224 229H222L221 232L219 231ZM38 236H41V237H38ZM250 236L252 237V239ZM43 238H44V240H43ZM249 242H251V243H249ZM245 246H243V247H245ZM52 247L56 251L55 253L57 254V256L59 255L57 257L59 260L64 259L65 261H75L74 257L71 255H68L69 252H67L60 245L55 246L53 244ZM248 249H249V247H248ZM7 250L0 249V264H11L10 263L11 259L9 260L8 256L6 257V255L9 254V250L8 251ZM247 252H248V250H247ZM247 252L246 251L243 252V255L248 256Z\"/></svg>",
	"mask_w": 264,
	"mask_h": 264
}]
</instances>
